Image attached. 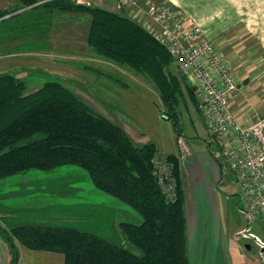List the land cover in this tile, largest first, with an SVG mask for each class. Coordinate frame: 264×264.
<instances>
[{
	"label": "trees",
	"instance_id": "1",
	"mask_svg": "<svg viewBox=\"0 0 264 264\" xmlns=\"http://www.w3.org/2000/svg\"><path fill=\"white\" fill-rule=\"evenodd\" d=\"M73 9L88 17L90 49L151 82L177 136L185 89L201 116L185 76L177 68L172 72V58L135 19L99 7L74 4ZM65 165L83 169L96 189L141 217L138 225L119 223L135 252L75 229L25 225L6 231L0 226L8 264H18L17 244L60 254L63 264H188L186 198L177 156L152 143L136 146L122 126L96 113L58 81L28 91L15 76L0 77V181L32 169L51 171Z\"/></svg>",
	"mask_w": 264,
	"mask_h": 264
},
{
	"label": "rangeland",
	"instance_id": "2",
	"mask_svg": "<svg viewBox=\"0 0 264 264\" xmlns=\"http://www.w3.org/2000/svg\"><path fill=\"white\" fill-rule=\"evenodd\" d=\"M83 1L21 0L20 4L1 11L0 18L25 9L14 20L6 19L0 24L8 52L0 58V74H13L11 69L16 66L42 65L47 74L34 68L37 70L21 78L28 91L47 81H58L80 100L89 102L87 105L95 112L122 126L136 146L152 143L160 150L177 155L186 202L188 194L202 191L208 193L219 211L228 242L221 251L227 254L229 261L217 257L216 264L222 261L227 264L230 260L232 264H264V221L250 224L253 217L251 219L241 209L236 180L220 159L187 90L183 91L186 106H179L181 134L177 136L172 120L164 118V107L151 82L143 75L99 57L86 45L88 17L75 11L74 4L99 6L91 0ZM138 1L144 12L165 3ZM121 4L115 8L116 12L126 14L140 25L145 22V13L138 14L137 9L123 0ZM50 23L53 31H49ZM24 29L27 30L23 36ZM26 47L31 53L47 54L45 58L57 62L58 66H44L33 58L22 57L20 54ZM58 217L62 219L56 220ZM245 217L249 220H244ZM119 223L138 225L141 217L129 205L96 189L80 167L65 165L51 171L32 169L0 181V226L6 231L25 225L75 229L135 252L119 230ZM5 252L8 247L0 236V264H5Z\"/></svg>",
	"mask_w": 264,
	"mask_h": 264
},
{
	"label": "crops",
	"instance_id": "3",
	"mask_svg": "<svg viewBox=\"0 0 264 264\" xmlns=\"http://www.w3.org/2000/svg\"><path fill=\"white\" fill-rule=\"evenodd\" d=\"M84 1L89 2V0ZM121 1L122 0H91L93 4L101 8L107 7L109 8L107 10L113 12H116V7L122 5ZM158 1L168 2L171 6L181 10L185 17L184 24L186 26H197L200 29L202 38L212 43L223 62L228 66L238 84L237 90L229 98L233 113L249 123L263 118L264 0ZM19 2H21V0H0V12L9 9L14 4H20ZM23 10L25 11V9H19L1 17L0 24L6 19L14 20L13 18L23 13ZM51 25L50 23L49 31H53L50 27ZM25 30L27 29H24L21 35L24 36L26 33ZM36 32L42 34L41 32ZM48 33L45 34L48 35ZM5 39L6 37L0 33V58L8 54V52H6ZM20 55L24 58H33L35 61L37 60V62L40 61L44 66H58L56 65L58 64L57 62L45 58L47 54L31 53L27 47ZM34 68H40L39 71H41L42 74H47L44 72L46 71V67L43 69L42 65L34 64L16 66L11 69L13 73L11 75L15 74V77L18 75L19 77L17 78L19 79L25 78L31 74L32 71L37 70ZM175 68L176 66L174 68L172 67L173 70H175ZM83 102L86 105L87 103L90 104L86 100ZM97 113L100 114L99 112ZM104 114L107 113L104 112ZM161 151L167 153L164 150ZM199 189L200 186L196 188L197 192ZM202 189L204 190L205 188L203 187ZM188 198L184 206L188 264H216L217 257H225L229 261L227 254L223 253V249L225 246H228V242L226 240L225 230L219 211L214 208V201L208 196V193L205 194L202 191L195 195L188 194ZM250 218L252 219V217ZM60 219L62 218L58 217L56 220ZM246 219L249 220L248 217H245L244 220ZM258 221L264 220L253 218L250 224L257 223ZM17 248L19 251L18 264H63V257L60 254L31 251L19 244H17ZM4 255L6 258L5 264H8L10 260L9 253L5 252ZM228 261L227 264L231 262V260L230 262ZM221 264H223V261Z\"/></svg>",
	"mask_w": 264,
	"mask_h": 264
},
{
	"label": "built area",
	"instance_id": "4",
	"mask_svg": "<svg viewBox=\"0 0 264 264\" xmlns=\"http://www.w3.org/2000/svg\"><path fill=\"white\" fill-rule=\"evenodd\" d=\"M123 2L146 14L141 26L193 88L205 127L236 180L241 209L248 217L264 220V117L249 123L233 113L229 98L238 86L234 76L200 29L184 24L181 10L164 3L144 12L138 0Z\"/></svg>",
	"mask_w": 264,
	"mask_h": 264
},
{
	"label": "water",
	"instance_id": "5",
	"mask_svg": "<svg viewBox=\"0 0 264 264\" xmlns=\"http://www.w3.org/2000/svg\"><path fill=\"white\" fill-rule=\"evenodd\" d=\"M5 75H7V73L0 74V77H3V76H5ZM164 118H165V119H167V117H166V116H164ZM262 252L264 253V250H263Z\"/></svg>",
	"mask_w": 264,
	"mask_h": 264
}]
</instances>
